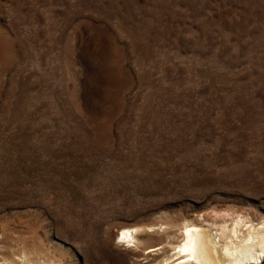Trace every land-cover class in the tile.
Returning a JSON list of instances; mask_svg holds the SVG:
<instances>
[{"label":"rangeland","instance_id":"374dc122","mask_svg":"<svg viewBox=\"0 0 264 264\" xmlns=\"http://www.w3.org/2000/svg\"><path fill=\"white\" fill-rule=\"evenodd\" d=\"M230 214L264 221V0H0V264H172Z\"/></svg>","mask_w":264,"mask_h":264},{"label":"bare ground","instance_id":"6f19581e","mask_svg":"<svg viewBox=\"0 0 264 264\" xmlns=\"http://www.w3.org/2000/svg\"><path fill=\"white\" fill-rule=\"evenodd\" d=\"M135 235L136 229H123L117 238L125 247H132ZM182 237L173 248L177 262L172 264H264V221L254 225L230 214L228 220L226 217L214 226L186 224Z\"/></svg>","mask_w":264,"mask_h":264}]
</instances>
